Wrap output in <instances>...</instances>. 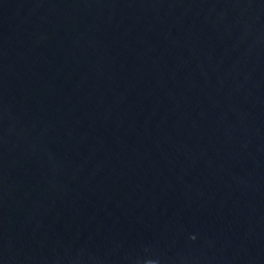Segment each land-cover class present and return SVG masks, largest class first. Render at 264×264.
I'll list each match as a JSON object with an SVG mask.
<instances>
[{
    "label": "water",
    "instance_id": "1",
    "mask_svg": "<svg viewBox=\"0 0 264 264\" xmlns=\"http://www.w3.org/2000/svg\"><path fill=\"white\" fill-rule=\"evenodd\" d=\"M0 264H264V0H0Z\"/></svg>",
    "mask_w": 264,
    "mask_h": 264
}]
</instances>
